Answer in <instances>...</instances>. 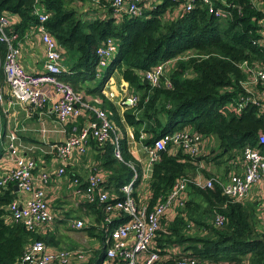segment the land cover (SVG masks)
I'll list each match as a JSON object with an SVG mask.
<instances>
[{
	"label": "trees",
	"instance_id": "trees-1",
	"mask_svg": "<svg viewBox=\"0 0 264 264\" xmlns=\"http://www.w3.org/2000/svg\"><path fill=\"white\" fill-rule=\"evenodd\" d=\"M89 1L92 0H0V20L9 19L6 30L11 36L17 34L20 41L38 26L39 15L35 11L40 8L47 13L45 25L65 51L64 60L70 69L61 79L71 83L77 92L84 89L99 94L101 109L122 130L123 159L115 155L110 142L100 148L91 140L102 167L110 172L102 187L116 196L113 201L123 197L121 188L135 175L131 166L134 165L139 179L133 196L140 202L138 185L142 167L130 150L125 125L134 128L137 140L141 134H148L143 140L147 146L179 129H189L203 138L216 135L220 142L218 153L201 159L206 163L214 161L217 166L226 163L227 168L219 174L202 169L208 178L215 177L213 187L200 188L190 183L189 199L177 207L176 216L163 218V229L155 236L153 246L161 253L162 259L157 264H173L182 255L180 249L209 264H264V233L259 228L258 204L235 201L223 191L230 169L243 165L246 148L264 154V143L260 142L264 112L258 104L247 102L248 97L264 91V84L258 80L249 84L252 90L247 87L255 68L264 67L261 44L264 0H211L215 9L227 12L226 17L211 12L204 0H198L189 10L182 0H163L150 10L144 7L142 16L116 15L113 0L100 3L105 9L100 15L99 9L83 7ZM180 4L182 8L174 13ZM111 37L118 43V52L93 86L98 78L97 48ZM7 51V45L0 41V85L5 82L3 61ZM175 58L177 62L163 75L159 86L144 83V72ZM116 71L129 83L131 95L138 97L137 103L129 105L123 115L101 93ZM167 81L171 82L170 87ZM243 101L247 104L239 109ZM4 116L0 101V123L5 127ZM87 118L80 116L76 124L82 126ZM5 150L3 136L0 160ZM199 158L172 145L162 151L148 182L151 192L148 207L151 209L164 200L180 178L195 175ZM17 196L14 184L0 186V264H23V256L36 241L47 247H59L56 233L29 230L23 223L12 220L9 205ZM83 207L93 215L85 220L83 229L102 239L103 246L82 264H104L107 234L104 205L84 202ZM218 214L225 216L223 225L216 223ZM126 220V216L116 217L112 226ZM166 254L174 257L166 260Z\"/></svg>",
	"mask_w": 264,
	"mask_h": 264
},
{
	"label": "built area",
	"instance_id": "built-area-1",
	"mask_svg": "<svg viewBox=\"0 0 264 264\" xmlns=\"http://www.w3.org/2000/svg\"><path fill=\"white\" fill-rule=\"evenodd\" d=\"M179 1V0H175ZM187 10L191 9L198 0H182ZM209 4L210 11L217 16L226 17L227 12L214 8L211 0H204ZM256 2L257 0H251ZM144 0H113L114 12L116 15L128 13L131 16H142L144 14ZM39 15L38 31L45 49L44 70L41 73H32L25 69L19 62L21 54V44L19 36L9 35L7 26L9 19L0 20V41L4 42L8 51L4 57L3 69L5 82L0 85V101L3 104L8 96L11 106L16 104L44 106L51 104V110L58 121L62 124H71L68 137L62 143L55 146L53 155L57 163L55 174L62 176L66 172V165L74 151L86 154L89 150L91 140L97 142L98 147L103 148L107 143H111L115 149V155L123 159L121 140L122 130L109 118L108 114L101 107L94 106L87 101L85 96L77 92L71 83L61 79V75L70 71L64 65V50L59 46L55 38L51 35L45 22L48 19L47 13L40 8L35 11ZM261 44L264 47V25L261 29ZM119 49L114 38H108L97 48L98 57L97 75L101 77L112 62L113 57ZM177 59L161 62L153 68L147 70L145 79L152 87L159 86L161 79L173 66ZM254 80L264 84V67L256 70ZM167 86L171 82L167 81ZM253 99V100H252ZM127 105H135L138 101L136 95H130ZM252 101L261 107L264 112V91L260 95H252L247 98V102ZM247 102L239 105L241 109ZM80 116L88 117L82 126L76 124ZM89 116H92L91 118ZM76 118V119H75ZM72 119H75L72 121ZM9 138V149L15 153L16 147L13 141L16 133L0 132V138ZM144 134H141L140 141H143ZM260 142L264 143V133L260 134ZM204 138L201 134L189 129H179L172 133H166L155 140L151 146H147L149 165L153 167L159 160L160 153L170 145L182 148L192 156H199L202 151ZM244 173H235L230 181L225 184L223 191L226 196L235 200L243 201L248 198L253 188L264 180V154L259 150L248 147L243 158ZM36 161L32 158L18 156L15 159L14 168L7 174L0 177V186L8 184L18 186L23 196L15 199L9 205L10 217L13 221L23 223L29 230H37L53 220L47 200V187L51 183L52 174L49 171L37 176ZM133 178L125 184L121 191L123 197L113 201L116 196L102 187L105 175L100 171H95L89 177L86 186L79 190L82 200L89 203L104 205L105 210V237L106 259L104 264H157L162 258L161 253L153 248L157 233L163 229V218L167 217L170 210H175L178 206L185 204V194L190 183H194L200 188L213 187L214 179L204 181L198 177L180 178L174 185L169 195L156 204L153 208L148 207V203L138 202L133 196L134 185L139 179V172L134 165ZM143 177V176H142ZM79 183V179L75 180ZM126 216L127 220L116 226V217ZM225 216L218 214L216 223L223 225ZM74 229H82L86 226L84 220H74L71 223ZM111 226V230L109 229ZM89 257L88 251L79 249L51 248L42 241H36L29 246L23 256V264H69L71 260L85 261ZM173 264H209L192 256L189 252L182 254Z\"/></svg>",
	"mask_w": 264,
	"mask_h": 264
},
{
	"label": "crops",
	"instance_id": "crops-1",
	"mask_svg": "<svg viewBox=\"0 0 264 264\" xmlns=\"http://www.w3.org/2000/svg\"><path fill=\"white\" fill-rule=\"evenodd\" d=\"M103 1H112V0H92L87 3H84L83 7L88 9L90 7L99 9L98 13L103 15L105 12L104 6H100V3ZM163 0H144V7L146 9H151L162 3ZM181 5V6H180ZM174 8V13H178L182 8V4ZM170 11V9L168 10ZM170 15V14H168ZM21 44V54L19 56V62L21 65L32 73H41L44 70L45 64V49L44 44L41 40V34L38 31L37 27L28 32V34L19 41ZM65 53V52H64ZM116 57V55H115ZM113 57V59L115 58ZM176 59V58H175ZM113 61V60H112ZM111 63V62H110ZM64 65L70 71L69 66L65 63ZM108 67V66H107ZM257 68H255L253 74L250 75L249 81L247 82V87L249 90H252L253 87L249 84L252 83V80L255 78ZM118 72V71H116ZM115 72V73H116ZM114 73V74H115ZM112 75L109 81L106 83L101 93L111 102H113L117 109L119 110L120 115H123L124 112L128 109L127 99L130 97V87L129 83L124 81L121 72L118 73V76ZM118 82V84H117ZM90 85V83H89ZM120 85V86H119ZM91 87V85L89 86ZM87 101L94 106L100 107L101 97L98 94L87 93L84 89L80 91ZM260 95V93H259ZM3 111L5 113L6 125L3 126L0 123V132L9 133L11 131L16 133V138L13 141L16 152L13 153L9 149L10 140L5 138V153L0 160V177L7 175L13 168L15 164V159L18 156H24L27 158L35 159L36 161V170L35 173L37 176L41 175L43 172L49 171L52 174L51 183L47 187V200L49 203L50 211L52 213L53 223L51 221L46 225L38 228L37 230L40 233L54 232L57 236V241L59 244L58 248H67V249H79V240L77 237L72 235L73 231L68 232L70 236L69 242L63 244L58 237V222L71 220V223L74 220H90L92 214L90 215L83 203L81 192L85 183H87L89 177L95 171H100V173L105 175L106 178L109 177L108 170H105L102 167V162L97 158L98 152L93 149L90 144L89 150L86 154H80L77 150L74 151L73 155L70 157L66 165V172L62 176L55 174L57 169V163L55 156L53 155L54 148L57 144L62 143L68 137L70 130L69 123H60L56 118L55 114L51 110V104H46L44 106H30L25 104H16L11 106L8 101V96L6 101L2 104ZM76 119V118H75ZM75 119H72L75 120ZM126 126V138L130 147L132 154L140 162L142 167V179L138 188L141 190V203H148L151 192L149 190V179L152 176V168L149 165V158L147 152V145L140 140L135 139L134 128L128 125ZM148 138V134H144V139ZM219 139L216 135H211L208 138H204V143L202 145V151L199 155V160L202 157L214 156L218 153L219 149ZM197 173L192 174L191 177H198L204 179V181L210 179L208 178L202 169L207 170V172H212L214 174H219L220 171H225L227 168L226 163H221L226 165V168L223 170L221 165H218L214 161L206 163V160L201 159L198 161ZM201 169H200V167ZM244 164L242 163L239 166H234L233 169H230L228 174V182L235 173L243 174L244 173ZM216 167V168H215ZM79 179V183L75 180ZM215 180V177H211ZM227 182V183H228ZM197 186V185H196ZM199 187V186H198ZM18 192L17 199L23 196V193ZM189 199L188 190L185 194V201ZM245 202H256L259 206V228L264 233V180L261 181L257 186H255L248 196L247 199L241 201ZM177 208L175 210H170L168 212V219H173L176 216ZM71 213H74L75 216L71 217ZM70 223V225H71ZM71 230H74L72 225L70 226ZM59 233V232H58ZM61 244H63L61 246ZM96 246V245H94ZM53 248V246L51 247ZM187 251L183 249L179 250V254H185ZM174 255L166 254L164 258L170 260ZM89 258V257H88ZM88 260V259H87ZM78 260L74 259L69 262V264H77ZM86 262V261H79ZM117 264V263H114Z\"/></svg>",
	"mask_w": 264,
	"mask_h": 264
},
{
	"label": "rangeland",
	"instance_id": "rangeland-1",
	"mask_svg": "<svg viewBox=\"0 0 264 264\" xmlns=\"http://www.w3.org/2000/svg\"><path fill=\"white\" fill-rule=\"evenodd\" d=\"M118 73L119 72H116L114 75L117 77L118 76ZM99 80H100V77L98 76V78L95 81H93V86L94 85H97V83L99 82ZM117 84H118V82H117ZM221 167L224 170L226 168V165L225 164H222ZM220 172H222V171H220ZM74 216H75V214L74 213H71V217H74ZM70 223H71V220L70 219L67 220V221H63L62 220V221L58 222V227L57 228H59L58 229V232L59 233L57 232V234H58V237H59L60 241L63 244H66L67 242H69L70 236H69V233L68 232L73 231V234L75 233V235H72V236L77 237V239L80 242L79 243V247H78L79 250L88 251L89 257L93 255V253H94L95 250L102 248V246H103L102 239H100L98 236L93 237V236L89 235L88 232L85 229H83V228L82 229H74V230H71V229H69V228H71L70 227L71 226ZM63 244H61V246ZM94 245H96V246H94ZM77 262H78L77 264H82L83 263V262H79V261H77Z\"/></svg>",
	"mask_w": 264,
	"mask_h": 264
},
{
	"label": "water",
	"instance_id": "water-1",
	"mask_svg": "<svg viewBox=\"0 0 264 264\" xmlns=\"http://www.w3.org/2000/svg\"><path fill=\"white\" fill-rule=\"evenodd\" d=\"M144 83H145V84H149V82H148V80H147V79H144ZM15 188H16V191H19V188H18V186H15Z\"/></svg>",
	"mask_w": 264,
	"mask_h": 264
}]
</instances>
